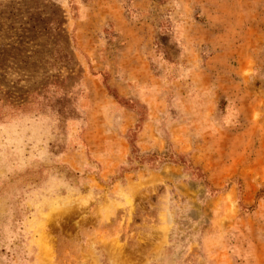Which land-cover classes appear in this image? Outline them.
Wrapping results in <instances>:
<instances>
[{"label": "rangeland", "instance_id": "rangeland-1", "mask_svg": "<svg viewBox=\"0 0 264 264\" xmlns=\"http://www.w3.org/2000/svg\"><path fill=\"white\" fill-rule=\"evenodd\" d=\"M0 264H264V0H0Z\"/></svg>", "mask_w": 264, "mask_h": 264}, {"label": "trees", "instance_id": "trees-1", "mask_svg": "<svg viewBox=\"0 0 264 264\" xmlns=\"http://www.w3.org/2000/svg\"><path fill=\"white\" fill-rule=\"evenodd\" d=\"M106 86H107V88H108V90H109V92H110V89H109V87H108V85L107 84H105ZM114 97L119 101V103H121V100H122V98L118 95V94H116V95H114ZM126 106L129 108V109H131V110H133V111H136L137 113H139V114H141V111L139 110V109H137L135 106H133V105H130V104H126ZM143 119L141 118V121H142ZM140 131V123L139 124H137V126H136V131L135 132H132L131 131V136L134 134V133H137V132H139ZM131 144H132V142H130ZM134 152V151H133ZM151 158V159H150ZM143 161H147L149 164H152V163H155L156 161H158V158H152V157H149V158H146V159H144ZM144 163V162H143Z\"/></svg>", "mask_w": 264, "mask_h": 264}]
</instances>
